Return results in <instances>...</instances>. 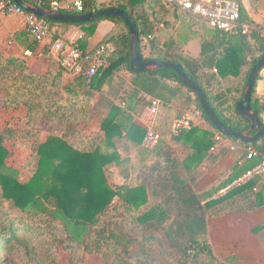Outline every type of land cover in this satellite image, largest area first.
Segmentation results:
<instances>
[{
  "label": "trees",
  "instance_id": "1",
  "mask_svg": "<svg viewBox=\"0 0 264 264\" xmlns=\"http://www.w3.org/2000/svg\"><path fill=\"white\" fill-rule=\"evenodd\" d=\"M26 1L50 7V0ZM237 1L241 20L264 29V24L252 20L242 0ZM84 2L85 12L121 7L134 18L139 29L138 50L144 59L181 64L200 85L226 126L239 131L250 128L251 123L237 112L236 104L243 99L252 67L264 55V35L260 31L254 30L250 41L240 29L225 33L210 28L199 55L188 58L178 53L180 46L174 38L162 45L156 37L161 23L171 25L174 21L169 18L177 22L180 15L177 8L167 6L164 0ZM61 11L75 13L72 6ZM166 15L169 18L165 19ZM104 19L115 24L102 43L107 48L109 66L94 77L91 89L83 87L85 80L81 76L76 84L68 81L59 62L52 60L46 72H38L32 69L24 53L5 55L0 48V103L27 109L28 132L38 143L36 155L28 161L36 170L28 181L22 182L19 170L7 163L10 152L5 142L12 135L11 129L7 127L0 133V264L4 262L1 253L14 250L26 256V264H56L59 245L72 256V264H79L84 254L105 256L108 264H161L154 249L175 264H233L234 257L215 254L207 221L264 206V176L214 197L260 163L262 156L248 159L243 153L217 185L196 191L189 172L209 156L216 128L197 95L179 79L177 72L168 68L132 71L129 27L118 17H99L84 23L48 20L53 30L50 39L60 37L55 31L58 24L77 25L84 32L79 46L85 49L87 38L94 35ZM0 32L1 44V28ZM17 38L25 50L35 51L37 43L25 31ZM108 43L113 45L112 50ZM147 47L149 54L144 53ZM214 69L229 83L234 81L232 78H239V83L233 82L221 92L211 91L207 82L216 78ZM262 69L253 90L252 108L258 110L264 123V94L254 96ZM123 70L128 71L129 80L121 75ZM142 93L162 101L156 126L162 140L152 150L140 149L149 157L140 171L131 176L129 158L122 157V152L129 151L126 140L140 146L146 134V128L134 120L135 114H141L149 104ZM174 106L199 109L213 130L194 125L172 134L171 125L177 114ZM42 122L48 123L44 140ZM93 122L98 123L100 131L84 133L83 127ZM167 137L184 148L190 147L189 157L179 159L175 148L164 140ZM244 145L255 146L264 154V137ZM217 157L209 158L216 161ZM117 167L124 174L120 182L114 181ZM36 238L38 248L33 242ZM135 244L141 247L140 251L132 249ZM37 253L43 261H36Z\"/></svg>",
  "mask_w": 264,
  "mask_h": 264
},
{
  "label": "crops",
  "instance_id": "2",
  "mask_svg": "<svg viewBox=\"0 0 264 264\" xmlns=\"http://www.w3.org/2000/svg\"><path fill=\"white\" fill-rule=\"evenodd\" d=\"M106 0H98V4L105 2ZM114 0H109L110 4ZM180 12V11H179ZM179 19L176 22L174 19L169 18V15H166V18L171 20V25H164V23L160 24V28L156 31V37L163 45L170 39H175L180 46L178 49L180 52L179 54L188 57L194 58L197 57L200 53L201 43L204 39L208 38V30L206 29L204 32L199 27V25L194 26V24H189L186 14L180 12ZM2 21L1 23V30L2 32L7 33H16L17 31H25L24 29V18L21 16L15 15H8L3 16L0 18ZM204 22V21H203ZM206 23V22H205ZM207 24V23H206ZM114 22L108 19H104L100 21L98 24L97 30L93 36L87 38V45L86 48L83 49L86 52H93L100 46L104 45L103 40L104 38L112 31L114 28ZM186 30L187 33L182 35V30ZM55 31H58L60 34V38L64 40H70L71 42H75L77 45L83 36L84 32L81 27L77 25H65V24H58L55 27ZM26 32V31H25ZM84 39V38H83ZM147 43V40L144 41ZM19 43V44H18ZM17 46L20 53H24L28 58L36 55L41 60H45L44 58H48L46 67L35 70L38 72H46L49 66L50 61L58 62V57L55 51L52 49L51 40L48 42L38 44L36 46L35 51L25 50L26 47L22 46V42H18ZM105 46V45H104ZM109 50L113 49V45L111 43L107 44ZM43 48L49 49L48 53H45ZM107 49V48H106ZM26 53H25V52ZM145 54L150 53V47H147L144 50ZM213 74H216V78L207 82V85L211 91L214 92H221L226 90L230 87V85L234 82L235 85L239 83V78H232L234 81L230 82L228 80L222 79L218 73L217 69L212 71ZM121 75H123L126 79L129 80L130 76L127 70H123ZM64 77L73 84L80 79V76H76L72 74L70 71L65 69ZM227 83V84H226ZM129 84V83H128ZM175 84V82H172ZM83 87L86 88L85 82ZM227 87V88H225ZM87 89V88H86ZM264 94V68L261 71V77L259 78L256 86V91L254 96H262ZM150 104L145 107L141 114H135V122L142 125L146 128V125L152 122L157 130V124L161 113V108H159L158 113L153 116L150 114L149 111ZM175 110L177 111L176 116L174 119L181 114H187L193 118V125H198L204 129H212L210 128V124L208 122L205 123L204 118L201 115H195L194 111L196 108L186 109L181 106H174ZM264 117V113H263ZM173 119V121H174ZM172 121V123H173ZM83 132L91 135L95 131H100L99 125L97 122H93L86 127H83ZM172 129V125H171ZM213 130V129H212ZM158 131V130H157ZM172 133V130H171ZM171 135V134H170ZM215 135V131H214ZM41 139L44 140L43 134ZM168 144L172 145L175 150L176 154L179 159L184 161L187 157H189L191 153V148L187 147L184 148L180 144H176L173 140L169 137L164 139ZM129 146V151L127 153H123L122 157H128L129 162V171L131 176L136 175L142 165L145 163V159L149 157V154H142L140 149L152 150L142 144L140 146H136L131 141H127ZM233 143H238L240 146L244 145L243 142L240 141H233L227 138L223 143L219 144L218 146H214L210 148L209 156H207L201 163L198 165H193L192 169L189 172V175L194 178L195 180V190L198 192H202L207 190L219 183V180L223 176H227L232 166L236 163L237 160L243 155V152H233L229 149V145ZM148 155V156H147ZM218 156L216 161H212L210 159L213 156ZM210 157V158H209ZM134 167V168H133ZM124 174L122 173V169L117 167L114 171V181L120 182L123 180ZM244 184V183H243ZM262 184H264V179ZM242 185V184H241ZM236 186L240 185H233L222 189L218 193L214 195L217 197L221 194H226V192ZM207 228H208V236L210 243L214 249L215 254L218 257H234L235 261L233 264H264V206L253 210V211H241L235 212L227 215L211 217L207 221ZM212 229H214V233L216 235L213 236Z\"/></svg>",
  "mask_w": 264,
  "mask_h": 264
},
{
  "label": "built area",
  "instance_id": "3",
  "mask_svg": "<svg viewBox=\"0 0 264 264\" xmlns=\"http://www.w3.org/2000/svg\"><path fill=\"white\" fill-rule=\"evenodd\" d=\"M85 0H50L52 10L61 11L62 8L72 6L75 13H84ZM167 6L175 7L180 12L195 16L204 22L211 29L223 31L225 33L234 32L237 29L252 40V32L260 31L264 35V29L255 24L241 20L240 4L237 0H164ZM0 13L6 15L21 16L24 18V29L36 43H45L51 40L53 30L48 20L41 18L34 13L26 11L23 7L11 0H0ZM52 49L55 51L58 62L68 71L76 76H81L85 80L87 89H91L94 77L109 66L107 49L104 45L93 52L84 51L79 45L70 40L56 38L51 40ZM142 97L149 102L150 114L155 116L158 113L162 101L148 93H142ZM195 115H200V111L195 110ZM193 118L187 114L178 115L172 123V134H179L185 129H190L193 125ZM227 139L220 131H215L214 146H218ZM162 140V135L158 132L154 124L149 122L146 125V134L143 145L149 149H154ZM233 152L246 153L248 159L262 156V161L247 170L242 176L237 178L232 184L241 185L256 177L264 176V154H261L255 146L239 145L233 143L229 145ZM213 147V146H212ZM257 191V188H254Z\"/></svg>",
  "mask_w": 264,
  "mask_h": 264
},
{
  "label": "rangeland",
  "instance_id": "4",
  "mask_svg": "<svg viewBox=\"0 0 264 264\" xmlns=\"http://www.w3.org/2000/svg\"><path fill=\"white\" fill-rule=\"evenodd\" d=\"M245 4L247 11L255 23L264 24V0H242ZM105 3H109V0H106ZM186 14V13H184ZM3 16H8L6 14L0 13V18ZM186 20L190 22L189 24H194V26H198L203 30L209 29L210 27L203 22V20L186 14ZM0 20V28L1 23ZM20 32L16 33H7L3 32L2 41L0 44V48L5 55H9L10 53L19 54V49L17 43L20 42L17 37H20ZM1 33V32H0ZM182 35L186 34L187 31L182 30ZM23 38V36L21 37ZM48 42V41H47ZM19 44V43H18ZM29 62L32 66L33 70H40L47 65L48 58H44L45 60H41L36 55L28 58ZM227 84V83H226ZM230 84V83H229ZM227 88V87H225ZM224 90V89H223ZM3 93L0 92V99L2 98ZM196 110L200 111L196 108ZM201 112V111H200ZM27 109L25 107H6L0 103V133H2L5 128L11 129V137L5 142V146L9 150V156L7 158V163L19 170V179L22 182L28 181L34 174L36 168L33 164H28L30 157L36 155V147L38 145L37 141L34 140L31 134L28 132L29 125L27 124ZM205 120V119H204ZM207 121L205 120V123ZM41 129L43 130V138H46L47 133L46 130L48 128L47 122H42L40 124ZM211 128V126H210ZM217 131V130H215ZM230 149V148H229ZM134 168V167H133ZM213 236H215L217 232L214 233V229H212ZM218 235V233H217ZM36 248L40 247L39 240H33ZM132 249L141 250V247L137 244L132 246ZM153 254L156 260H160L161 264H175L170 257H166L164 254L159 252V249H154ZM38 256V253H37ZM2 260L4 261L2 264H26L28 260L26 256L23 254H19L16 250L7 254L5 251L1 253ZM9 258V262L6 259ZM225 258V257H222ZM43 261L44 258L38 256L36 257V261ZM110 260V259H109ZM73 259L72 256L63 248L62 245H59L58 253H57V262L56 264H72ZM37 264V263H36ZM79 264H108L107 258L105 256H97L84 254L81 256V261Z\"/></svg>",
  "mask_w": 264,
  "mask_h": 264
},
{
  "label": "water",
  "instance_id": "5",
  "mask_svg": "<svg viewBox=\"0 0 264 264\" xmlns=\"http://www.w3.org/2000/svg\"><path fill=\"white\" fill-rule=\"evenodd\" d=\"M15 3L23 7L26 11L34 13L35 15L46 20H53L58 22L84 23L94 20L99 17H118L125 21L129 27V48H130V69L134 72L144 70L155 71L158 68H168L177 72L179 79L197 95L205 114L208 116L210 122L215 126L216 130L221 133L232 136L243 143L255 142L264 137V123L259 116V112L252 108V96L255 87L257 75L264 67V55L254 64L248 76L247 86L244 92L243 99L236 104L237 112L244 117L251 126L246 131H239L226 126L216 115L213 107L208 101L207 95L202 90L200 85L196 83L191 76H189L181 64L171 63L158 59H144L138 50L139 43V29L136 26L134 18L124 11L119 6H110L98 10H92L84 13H65L62 11H55L51 8L43 7L41 5L32 4L26 0H14ZM255 131L254 134H250Z\"/></svg>",
  "mask_w": 264,
  "mask_h": 264
}]
</instances>
